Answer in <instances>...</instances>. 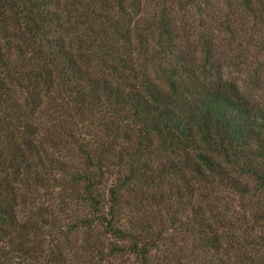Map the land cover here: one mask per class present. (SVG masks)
<instances>
[{
    "label": "trees",
    "instance_id": "16d2710c",
    "mask_svg": "<svg viewBox=\"0 0 264 264\" xmlns=\"http://www.w3.org/2000/svg\"><path fill=\"white\" fill-rule=\"evenodd\" d=\"M174 1L0 0V264L252 258L233 240L240 201L264 205L256 69L228 76Z\"/></svg>",
    "mask_w": 264,
    "mask_h": 264
},
{
    "label": "rangeland",
    "instance_id": "374dc122",
    "mask_svg": "<svg viewBox=\"0 0 264 264\" xmlns=\"http://www.w3.org/2000/svg\"><path fill=\"white\" fill-rule=\"evenodd\" d=\"M169 5L181 16L182 25L192 40L196 35L206 33L219 44L220 50H226L230 58L225 69L228 76L249 77L248 63H252L256 73L251 85L256 98L264 104V13L244 11L237 0H197L186 5L175 0ZM240 202L247 206L240 211L241 220H238L246 231H238L233 243L239 239L243 252L252 256L241 260L240 264H264V205L254 209L249 205L251 201L246 202L243 198ZM251 213L256 216L252 217ZM246 239L253 242L248 244ZM230 255L235 256L232 251Z\"/></svg>",
    "mask_w": 264,
    "mask_h": 264
}]
</instances>
